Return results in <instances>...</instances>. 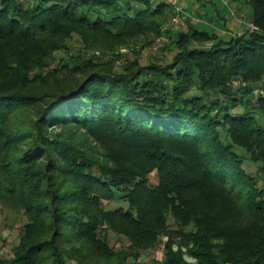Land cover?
<instances>
[{"label":"trees","instance_id":"trees-1","mask_svg":"<svg viewBox=\"0 0 264 264\" xmlns=\"http://www.w3.org/2000/svg\"><path fill=\"white\" fill-rule=\"evenodd\" d=\"M121 2L0 0V203L26 218L13 256L0 262L64 264L66 246L90 241L99 259L79 264H123L167 228L192 242L195 264H264V176L243 168L249 159L264 170V0H245L256 30L227 38L177 31L166 60L45 67L65 30L162 34L171 3ZM68 124L115 167L68 134L48 132ZM190 192L213 206H196ZM239 198L252 216L241 232L222 218L238 214ZM114 218L136 230L121 232L140 240L137 251L115 252L97 238ZM164 248L160 264H192Z\"/></svg>","mask_w":264,"mask_h":264},{"label":"rangeland","instance_id":"rangeland-1","mask_svg":"<svg viewBox=\"0 0 264 264\" xmlns=\"http://www.w3.org/2000/svg\"><path fill=\"white\" fill-rule=\"evenodd\" d=\"M121 1V3L126 4V0ZM153 1L158 2L159 0ZM163 1L171 3L173 12L171 11L167 20L163 23V28L161 27L162 34L159 33V36H154L153 33L149 32L150 28L143 31H128L124 32V34L122 33V35L116 36L113 33L108 35L96 30L89 31L84 29V31L80 30V33L65 30V32L63 31L65 34H60L57 38L61 43L60 49L52 54L51 57L47 58L45 67L59 68L64 61L76 64L88 59L91 60L93 64L94 62L102 64L109 61L108 63H110V65L120 70L121 66L126 61L129 63V61L135 58L141 62L152 59L166 60L172 53L171 49H166L169 47L166 43H169V40L176 36L177 31H186L194 27L206 28L209 31L213 30L218 37L227 38L230 34L237 35L257 29L251 22V7L245 0H209L216 3L215 7L206 1V5H202L195 0ZM176 17L180 18L179 22L175 21ZM253 26L256 28L251 30L250 27ZM172 46L174 45L172 44ZM163 48L164 50H162ZM233 82L236 84L237 79H234ZM48 132L52 134H68V136L73 137V139L79 140L84 145H87V147H90L92 151H96L93 157L97 159L98 162L103 163L109 168L115 167L110 160H106L102 155H99L103 153V150L97 143L93 142L91 138H88L82 128H76L68 124L65 126L49 127ZM237 152L243 154L244 151L237 148ZM261 167L262 163H254L249 159L243 163V168L246 172L252 173V175L258 179L264 176V170H261ZM94 171L97 170L94 168ZM149 182L151 184L157 183L155 171L150 173ZM260 185L261 181L259 182V186ZM237 189L238 188H235L234 192H236ZM188 196L192 203L200 208H209V206H213V203L207 201L203 195L199 196L197 193L190 192ZM235 202L238 214L236 216H230L222 213L223 222L235 230L239 228L245 230L246 226L250 224L249 219L252 218V216L250 211H245L246 206L244 205L243 198H239L235 200ZM119 205H123V203L110 202L107 207L114 208ZM25 222L26 218L20 209L13 210L7 205L0 203V259L7 260L13 256L14 248L19 243L20 233L23 231L22 227ZM165 225L173 229L174 220L172 219V215L168 214ZM122 230L128 231L132 235L136 232L134 228L124 223L120 218H114L105 222L96 236L101 241H107L115 252L118 250L132 251V249L137 251L138 248L134 247L137 246L140 240L136 238L134 242L131 243V239H129L126 234L122 233ZM241 230L239 229L240 232ZM163 232H168L167 228H164V230L160 232L161 234L159 237L152 241V245L144 250L141 249L140 257L126 258V255H124L122 257V259L124 258L123 264L126 262L133 264H160L165 249V243H170L173 251L179 250L186 262L192 264L197 262L192 254L194 249L191 248V241L173 232H168V234ZM72 245L73 244L66 246L67 251L69 250L70 253L68 252L66 254L64 264H79L76 259L78 258L84 261L87 256L99 259V250L95 248L90 241L77 244L75 245L76 248H72ZM76 250L78 251L76 252ZM2 263L3 262H0V264Z\"/></svg>","mask_w":264,"mask_h":264},{"label":"built area","instance_id":"built-area-1","mask_svg":"<svg viewBox=\"0 0 264 264\" xmlns=\"http://www.w3.org/2000/svg\"><path fill=\"white\" fill-rule=\"evenodd\" d=\"M179 19H180V18L176 17V18H175V21H176V22H179ZM250 28H251V30H253V29H255L256 27L253 26V27H250Z\"/></svg>","mask_w":264,"mask_h":264}]
</instances>
